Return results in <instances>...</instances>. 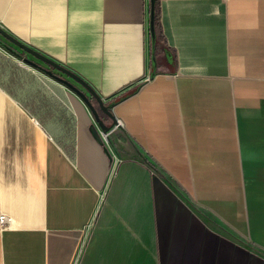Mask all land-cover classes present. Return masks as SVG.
I'll return each instance as SVG.
<instances>
[{"label":"crops","instance_id":"0c3cea01","mask_svg":"<svg viewBox=\"0 0 264 264\" xmlns=\"http://www.w3.org/2000/svg\"><path fill=\"white\" fill-rule=\"evenodd\" d=\"M156 2L0 0L123 122L106 150L70 90L41 118L0 46V264H264V0Z\"/></svg>","mask_w":264,"mask_h":264},{"label":"rangeland","instance_id":"374dc122","mask_svg":"<svg viewBox=\"0 0 264 264\" xmlns=\"http://www.w3.org/2000/svg\"><path fill=\"white\" fill-rule=\"evenodd\" d=\"M0 40L3 42V44H5V48H3L2 46L1 47L7 52H9V54L13 55V57L10 58H12L15 63L20 66L21 69L26 70L27 72L24 75L25 77L23 81V83H25L27 86L24 88L22 93L19 92L22 94V98L26 96L25 89L26 91H32L29 93L31 95H37L38 91L42 92V90L45 89L50 91L51 97L55 98L53 99V101L58 103V107L65 106L64 102L62 101L64 97L63 90H70L75 92L72 89V87H75L78 90L82 91L86 95V97H88L90 103L92 104V107L98 113L99 118L103 120L106 126V130H108L107 132L112 131V128L114 127L112 117L105 113L103 110H101L95 97L79 80H77L75 77L65 72L64 70L60 69L59 67H56L55 65H52L44 61L43 59L37 57L36 55L31 53L27 49L21 47L20 45L6 39L4 36H0ZM161 46H164L163 42L161 43ZM0 51L2 50L0 49ZM5 62L6 63L3 64H9L8 67H12L9 61ZM14 68L12 67L13 70Z\"/></svg>","mask_w":264,"mask_h":264},{"label":"water","instance_id":"95a60500","mask_svg":"<svg viewBox=\"0 0 264 264\" xmlns=\"http://www.w3.org/2000/svg\"><path fill=\"white\" fill-rule=\"evenodd\" d=\"M152 3H154V0H152ZM152 17H153V10H152V16H151V21H152ZM0 33L3 34L6 38H8L9 40H11L12 42L20 45L21 47L27 49L28 51H30L31 53H33L34 55H36L37 57L43 59L44 61L55 65L56 67H59L60 69L64 70L65 72L69 73L70 75H72L73 77H75L77 80H79L87 89L88 91L95 97L96 101L98 102L101 110H103L105 113H107L109 116H111L113 118V122L114 124L116 123L117 118H115L112 114V111L106 106V104L104 103V100L95 92V90L89 85L87 84L84 80H82L80 77H78L76 74H74L73 72H71L70 70H68L67 68L57 64L56 62L50 60L49 58L43 56L42 54H40L39 52L29 48L28 46L24 45L23 43H21L20 41H18L17 39L13 38L12 36H10L8 33H6L5 31H3L2 29H0ZM72 89L75 91V93L82 98V100L88 105V107L90 108L94 121L92 126H91V130L93 135L95 136V138L98 140V142L102 145H104V148L106 150L107 146L105 144V141L102 137L101 131L102 132H107L108 130H106V126L103 122V120H101L99 118L98 113L96 112V110L92 107V104L90 103L88 97H86V95L78 90L75 87H72ZM102 128V129H101Z\"/></svg>","mask_w":264,"mask_h":264},{"label":"trees","instance_id":"16d2710c","mask_svg":"<svg viewBox=\"0 0 264 264\" xmlns=\"http://www.w3.org/2000/svg\"><path fill=\"white\" fill-rule=\"evenodd\" d=\"M152 24L154 25V27L158 28L160 25V19H159V11L157 8V2L155 0L154 4H153V17H152ZM159 39V36H157ZM0 46H2L3 48H5V44H3V42L0 40ZM13 53V52H12ZM9 63L12 65V67L18 69L20 72L24 73L26 70H23L20 68V66H18L15 62H13L11 59L8 60ZM15 68L13 70L14 74H16L15 72ZM17 71V70H16ZM20 74V73H19ZM10 80V84L9 87L11 88L12 86L16 85V84H20L21 83V79L22 76H17L14 77L12 75L11 78H9ZM33 98H30V102L27 103V105L31 106L32 111H34L35 114L40 115L41 118L45 119L51 115L54 114V110H53V104H44L42 103L43 100L42 99H38L39 95H32ZM37 102H39V104H35ZM45 101V100H44ZM31 103V104H29Z\"/></svg>","mask_w":264,"mask_h":264},{"label":"built area","instance_id":"2783aa9c","mask_svg":"<svg viewBox=\"0 0 264 264\" xmlns=\"http://www.w3.org/2000/svg\"><path fill=\"white\" fill-rule=\"evenodd\" d=\"M120 126H123V122H122V120L117 118L116 123L114 124V128H118ZM110 132H102L101 131L102 137H103L105 142L108 141V137H109ZM10 221H11V218L8 217L7 215H5V214L0 215V223L2 226L8 225L10 223Z\"/></svg>","mask_w":264,"mask_h":264}]
</instances>
